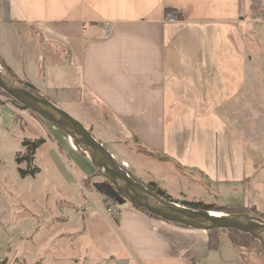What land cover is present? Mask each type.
I'll return each instance as SVG.
<instances>
[{"label":"crops","instance_id":"1","mask_svg":"<svg viewBox=\"0 0 264 264\" xmlns=\"http://www.w3.org/2000/svg\"><path fill=\"white\" fill-rule=\"evenodd\" d=\"M251 5L252 0H0V56L57 106L82 101L105 113L132 135L133 147L151 154L146 161L156 178L173 175L201 200L197 184L226 187L228 204L264 214V56L252 54L247 36L250 27L264 33V17L252 18ZM169 15L174 23L167 22ZM133 150L131 165L126 158L123 165L143 181L142 168L134 167L142 166V150ZM118 222L128 244L127 264H203L217 254L220 264H239L232 254L222 256L223 242L209 251L207 231L128 207ZM232 249L240 264H248Z\"/></svg>","mask_w":264,"mask_h":264},{"label":"rangeland","instance_id":"2","mask_svg":"<svg viewBox=\"0 0 264 264\" xmlns=\"http://www.w3.org/2000/svg\"><path fill=\"white\" fill-rule=\"evenodd\" d=\"M257 17L260 18V14ZM247 36L254 49L252 54L264 56L263 31L250 27ZM256 72H262V68ZM0 104L4 106L0 130V263L127 264L130 254L118 218L123 208L133 209L131 204L96 172L77 151L76 145V149L71 146L72 140L65 132L34 112L12 103L2 92ZM58 107L92 131L110 153L117 154L119 159L116 156L115 159L120 165H123V158L131 165L133 149L142 150V154L137 152L144 159L142 166L135 162L134 167L142 168L144 186L154 182L167 197L179 203L232 206L224 198L226 187L197 184L195 191L204 199L201 200L192 198L186 183H178V178L173 175L156 178L150 171L152 163L146 161L147 155L151 154L136 143L137 148L133 147L132 135L130 140L95 106L78 101L74 107ZM24 141L41 143L31 165L17 163V158L28 154ZM123 167L128 171L127 166ZM34 168L39 169L35 176L21 177L20 169ZM222 242V256L232 254L231 257L240 264L242 260L236 256L237 252L232 247L226 248V245L230 246L229 241L224 238ZM256 248L247 250L246 259L242 258L248 264H264V252L258 246ZM217 256L221 255L217 254L203 264L223 262ZM227 260L231 262V258Z\"/></svg>","mask_w":264,"mask_h":264},{"label":"water","instance_id":"3","mask_svg":"<svg viewBox=\"0 0 264 264\" xmlns=\"http://www.w3.org/2000/svg\"><path fill=\"white\" fill-rule=\"evenodd\" d=\"M0 90L12 103L34 112L53 123L73 140L79 151L91 162L96 172L105 178L117 193L131 206L145 209L169 223L196 230L231 229L244 232L258 240L264 247V220L250 215L217 216L210 211L194 210L166 200L135 181L126 169L100 143L82 123L53 104L38 91L22 84H14L0 68Z\"/></svg>","mask_w":264,"mask_h":264},{"label":"trees","instance_id":"4","mask_svg":"<svg viewBox=\"0 0 264 264\" xmlns=\"http://www.w3.org/2000/svg\"><path fill=\"white\" fill-rule=\"evenodd\" d=\"M251 9H252V15H253V16H251L252 18L253 17L258 18L257 17L258 14H261V16L264 17V0H252ZM0 68H1L2 73L7 78H9L14 84L26 85V86H29L30 88L36 90L32 85H30L27 82H24L23 80L19 79L14 74V72L10 69V67L6 64L5 60L2 59L1 56H0ZM0 92L4 93L2 90H0ZM46 98L49 101H51L48 97H46ZM52 103L55 104L54 102H52ZM23 144L25 146H27L28 154L24 155L23 157L20 156V158H17V163L21 164L23 162H26L27 164L31 165V163L34 161L35 151H36V149H38L41 146V143L40 142L34 143V142H30V141H24ZM77 151H79V149ZM38 172H39L38 168H34V169H31V170H23V169L19 170V173H20L22 178H25L26 176H29V175L35 176ZM130 176H132V175H130ZM132 178L135 181L143 184L137 178H135L133 176H132ZM145 187L148 188L151 192H154L156 195H158V196H160V197H162V198H164L166 200L175 202L177 204H180L182 206H185V207H188V208H191V209H194V210L210 211V212L218 213L220 215H222V214H225V215H241V214H245V215H250V216L257 217L259 219L264 220V214L259 213L256 209H248V208H244V207H240V206H220V205H213V204H205L203 202H187V201H185V203H179V202L173 201L169 197H167L166 193L163 190L159 189L157 184L154 183V182L149 183V185H147ZM113 202L115 204L116 201H113ZM109 209H111V208H109ZM133 209H135L136 211H138L140 213L149 215L152 218H155L157 220L164 221V220H162L161 218H159L157 216L151 215L145 209H138V208H134V207H133ZM171 224H174V225L179 226V227L186 228V226H182V225H179V224H176V223H171ZM207 235H208V248H209V251H211V252H216V251L219 250V248L221 246V243H222V240L224 238L229 241V243L232 245L233 248L238 250V252L240 253L241 257L244 258V259H246L245 258L246 257V251L247 250H257V248H256L257 246H258V248H260V250H262L264 252V247L262 246V244L258 240L254 239L252 236H250L249 234L244 233V232H239V231H235V230H231V229H215V230L207 231ZM257 254H259V253H257Z\"/></svg>","mask_w":264,"mask_h":264},{"label":"built area","instance_id":"5","mask_svg":"<svg viewBox=\"0 0 264 264\" xmlns=\"http://www.w3.org/2000/svg\"><path fill=\"white\" fill-rule=\"evenodd\" d=\"M167 22H169V23H174V22H175L174 16H173V15H169V16L167 17ZM110 32H111V28H110L109 26H106V27L103 29V34H104V36H108V35L110 34ZM10 101H11V100H10ZM109 210H112V208L109 209Z\"/></svg>","mask_w":264,"mask_h":264},{"label":"bare ground","instance_id":"6","mask_svg":"<svg viewBox=\"0 0 264 264\" xmlns=\"http://www.w3.org/2000/svg\"><path fill=\"white\" fill-rule=\"evenodd\" d=\"M214 213V212H213ZM215 215H217V216H222V215H220V214H217V213H214Z\"/></svg>","mask_w":264,"mask_h":264}]
</instances>
